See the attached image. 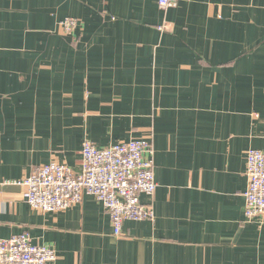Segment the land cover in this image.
Masks as SVG:
<instances>
[{"label":"crops","instance_id":"1","mask_svg":"<svg viewBox=\"0 0 264 264\" xmlns=\"http://www.w3.org/2000/svg\"><path fill=\"white\" fill-rule=\"evenodd\" d=\"M176 1L0 0V240L28 232L51 264H264L243 196L246 153L264 152V0ZM136 139L154 221L120 236L92 196L42 213L11 184L52 162L79 173L85 141Z\"/></svg>","mask_w":264,"mask_h":264},{"label":"built area","instance_id":"2","mask_svg":"<svg viewBox=\"0 0 264 264\" xmlns=\"http://www.w3.org/2000/svg\"><path fill=\"white\" fill-rule=\"evenodd\" d=\"M157 3L162 10L177 7L176 0ZM59 25L66 35H71L78 22L66 18ZM158 30L171 33L173 29L164 23ZM245 172L244 218L250 221L264 216L263 151H247ZM11 184L21 187L25 203L42 213L66 211L84 196H92L107 212L115 236L121 235L126 221H154L152 206L140 201L141 196L152 198L156 190L153 148L148 140H131L100 150L85 141L79 173L52 162ZM55 260L54 250L33 244L28 232L0 240V264H51Z\"/></svg>","mask_w":264,"mask_h":264}]
</instances>
